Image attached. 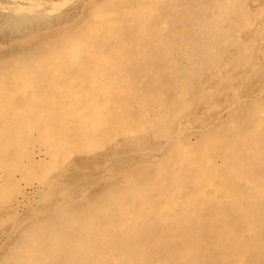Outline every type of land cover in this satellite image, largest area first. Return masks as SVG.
<instances>
[{"label":"rangeland","instance_id":"obj_1","mask_svg":"<svg viewBox=\"0 0 264 264\" xmlns=\"http://www.w3.org/2000/svg\"><path fill=\"white\" fill-rule=\"evenodd\" d=\"M141 218L165 264H264V0H0V264Z\"/></svg>","mask_w":264,"mask_h":264},{"label":"bare ground","instance_id":"obj_2","mask_svg":"<svg viewBox=\"0 0 264 264\" xmlns=\"http://www.w3.org/2000/svg\"><path fill=\"white\" fill-rule=\"evenodd\" d=\"M17 2V1H16ZM34 7L31 6V9L33 10ZM44 8V7H43ZM30 9V8H29ZM30 9V10H31ZM35 9V8H34ZM29 10V11H30ZM37 11V10H36ZM34 13V12H33ZM86 26V25H85ZM232 46V45H231ZM230 46V47H231ZM103 47L101 46V48L98 46L96 47L94 50H92L90 53H89V56L86 57L89 62V59H90V56H93V58H95V56L99 55V54H107L111 51H108V52H104ZM233 49V48H232ZM111 50V49H110ZM110 55V54H109ZM108 55V56H109ZM80 60V59H79ZM81 61V60H80ZM56 62V60H55ZM59 63V62H58ZM57 63V64H58ZM257 70V69H256ZM263 90V88H262ZM260 92V91H259ZM263 95V94H262ZM261 96V95H260ZM240 100V99H239ZM238 101V100H237ZM236 104V103H235ZM178 127V126H177ZM168 129V128H167ZM260 129V128H259ZM178 130V129H177ZM172 137V136H171ZM170 139V138H169ZM169 141V140H168ZM180 176V175H179ZM52 182V180H51ZM159 189V188H158ZM159 193H160V190H159ZM108 200V199H107ZM133 204V201L131 202V205ZM253 204V203H252ZM147 205V204H146ZM126 205H124L123 201H120L118 203H113L112 204V208H113V211L114 212H110V213H107V219H106V222L109 223L111 226L115 225L117 226V224L119 223L118 221V217L122 214V208L125 207ZM128 207V206H126ZM131 208V207H129ZM134 208V207H133ZM132 208V209H133ZM131 210V209H130ZM90 211V210H89ZM97 211V210H96ZM220 211V210H219ZM225 214V213H224ZM223 214V215H224ZM228 213L226 212V215ZM224 215V217L228 218L229 215ZM198 217V216H197ZM80 218V217H79ZM187 219V218H185ZM83 220V219H82ZM69 221V220H68ZM149 220H146L144 221V218H141L139 219V224H141L142 227L140 228H137L135 230H127L125 231L123 234L126 235V238L124 240V246L121 248H125V251L123 252L124 253V256H116V255H111V252L109 254H107L105 252V248L106 246H108V244L106 243V246H104L103 244V241L106 239L108 240H111L112 244L116 242V238L119 239L118 237V234L119 232H115L116 230H114L113 232L111 231L112 227H102L100 230V232H98L100 238H98V245L97 247H95L96 250H98V258L96 257V259H99L100 262L102 264H140V262H143V257H144V254L142 255L143 251L145 250L146 251V248L148 249L149 248V251H150V256H151V259L153 258V262L151 264H165V261L166 259L164 258V256L162 255H159L158 252L161 251L160 250V245L157 243L159 242V239H157L158 241L155 240V238L162 234L164 237L168 238V236H170V233H171V228L170 230H165L163 233H159L158 234V228H156V224L153 221H149ZM96 222V221H95ZM147 222V224L149 226H151L152 228L148 229V230H144L145 226L144 224ZM59 223V222H58ZM68 222H63V224L59 225H53L51 224L50 225V230L52 231V233L49 235V236H53L57 239L58 238V234L61 232V231H64V228L65 225L67 224ZM71 223V222H70ZM83 223V222H82ZM48 225V224H46ZM71 224H69L70 226ZM77 225V224H75ZM74 225V226H75ZM90 225V224H89ZM106 225V224H105ZM91 226V225H90ZM108 226V224H107ZM72 227V226H71ZM76 227V226H75ZM97 227V226H96ZM86 228V227H84ZM89 228V227H88ZM95 228V226H94ZM98 229V228H97ZM67 230V229H66ZM103 230V231H101ZM91 232V231H90ZM103 232V233H101ZM45 234V233H44ZM61 234V233H60ZM64 234V233H63ZM69 235V234H68ZM67 235V236H68ZM87 235L86 236V240H85V243L86 245L87 244H94V240H96V236H95V233H88L87 232ZM65 236V235H64ZM65 238V237H64ZM102 238V239H101ZM104 238V239H103ZM62 239V238H61ZM63 240V239H62ZM105 240V241H106ZM161 240V239H160ZM108 242V241H107ZM64 244V243H63ZM110 244V243H109ZM189 245V243H187ZM85 245V244H84ZM81 246V245H80ZM86 247V246H84ZM191 247L192 245H189L188 249L185 250L189 256L188 260H189V264H197V255L193 254L192 250H191ZM92 250V249H91ZM178 253V252H177ZM177 253H175V255H177ZM185 253V252H184ZM171 253H169L168 251H165V255L169 257ZM149 256V257H150ZM174 258V259H173ZM172 261L173 260H176L178 262L179 260V257L177 255V258H175V256H173ZM98 260V261H99ZM145 260V259H144ZM176 261L174 262V264H176ZM210 263V262H209Z\"/></svg>","mask_w":264,"mask_h":264}]
</instances>
